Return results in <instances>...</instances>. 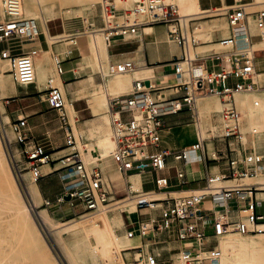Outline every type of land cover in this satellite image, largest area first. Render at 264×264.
I'll list each match as a JSON object with an SVG mask.
<instances>
[{
    "label": "built area",
    "instance_id": "obj_1",
    "mask_svg": "<svg viewBox=\"0 0 264 264\" xmlns=\"http://www.w3.org/2000/svg\"><path fill=\"white\" fill-rule=\"evenodd\" d=\"M131 2L130 7L118 8L114 0H100L102 26L82 18L79 25L63 30L52 40L77 45L81 34L100 32L109 43L113 37L136 33L139 28L164 24L168 39L181 47V55L173 62L175 82L160 86L150 80L146 84L145 78H134L128 92L107 94L108 153L125 179L122 194L117 196L118 191L100 166H86L78 144L81 136L73 130L65 94L57 86L45 88V101L56 111L61 127H68L59 149H49L32 138L26 115L9 117L6 113L5 119L3 111H0V139L19 181L23 169L28 170L35 182L43 177L44 166L51 167L50 172L60 171L63 193L56 198L58 204L68 203L87 218L112 206L124 205L119 212L131 214L125 204L134 205L140 217L125 227L124 235L128 239L137 237V241L121 250L124 264H216L220 257V236L264 232V213L254 210L255 193L262 188L241 181L264 172V153L249 151L241 156L231 155L245 143L242 113L234 95L256 89L252 79L255 50L248 31V16L253 14L255 26L264 32V8L250 12L247 10L250 2L245 0L206 8L209 13L224 15L231 30L228 36L219 39V44L227 49L208 56L219 66L214 69L206 66L197 52L191 54V48L198 43L191 30L195 15H185L179 5L164 0ZM3 5L8 19L0 21V57L8 61L16 85L34 84L33 58L39 50L36 46L24 50L23 40L38 38L41 33L38 22L19 16V0H3ZM53 58L58 74H62V58L58 55ZM134 69V60L127 58L109 63L99 75L105 82L111 75ZM231 78L233 83L229 81ZM209 94L223 102L218 111L219 132L204 135L199 129L196 141L187 146L160 147L165 111L175 113L185 107L197 123V100ZM4 98L7 104L12 97ZM207 140H214L211 150ZM191 151L199 152L205 161L204 184L191 190H175L167 176L157 174L168 168V156L186 163ZM220 161L225 165L213 172L211 162ZM56 164H59L57 168ZM132 173L148 178L154 188H132L128 180ZM176 176L179 185L186 183L182 170H176ZM43 203L51 205L47 198ZM232 203L238 204L234 210ZM141 210L144 212L140 213Z\"/></svg>",
    "mask_w": 264,
    "mask_h": 264
},
{
    "label": "crops",
    "instance_id": "obj_2",
    "mask_svg": "<svg viewBox=\"0 0 264 264\" xmlns=\"http://www.w3.org/2000/svg\"><path fill=\"white\" fill-rule=\"evenodd\" d=\"M245 1L250 2L248 8L257 7L254 10H249L250 12L264 8V0ZM180 2L184 3L185 0H180ZM196 2L198 8L190 6L185 8L186 12L182 13L199 15V17L202 18L208 13V9L206 8L217 6L220 4L231 3L227 2V0H218V2L216 3L209 2L208 4H203L201 0H196ZM58 17L59 16H56L55 18L46 21L47 33L51 36H56L63 30H68L71 28L70 26H67L65 24L63 19H60V22H55V19ZM95 21L96 25L102 26L103 22H100L98 19H96ZM213 21H217L220 26H213ZM50 22H54L55 24L57 23L56 25H59L60 29L56 32H51L49 25ZM200 22L204 25L205 32L203 34H209L210 36L212 35V37L208 40L200 41L198 43L200 44V47L203 48L202 53L194 50L197 46L193 47V51L197 52L198 55L203 58V62L206 66H212L214 67V69H218L219 66L210 58H208V56L213 52H222L227 49L225 46L219 44V39L228 36L231 30L228 24L227 30L224 22L222 21V17L210 20L204 19ZM38 26L41 30V33L38 38L33 39L37 40V42H35V44L32 46H36L39 51L38 54L34 56V61L39 68L40 66L42 67L41 69L52 65V74H48L44 79L37 78V80L35 79L34 84L28 86L16 85L13 81L15 87L17 88V92L11 96H7L12 97L6 104L7 114L9 117L26 115L32 138L42 142L49 149H59L64 144V134L65 131H67L68 127L65 126L62 128L57 117L55 119H48V115H46L45 113H41V108L28 109V107L32 105V99H34V97L30 96L34 93L29 92L30 87L34 88L36 92H40L45 91V88L53 83L59 86L65 94L66 102L71 104L72 112L75 113L74 117L76 119L72 123L73 127L75 129H80L85 136H88L90 138L88 142L82 143L81 145L83 158L85 160L96 159V163L101 166L106 178L111 181L112 185H114L115 183L114 189L117 191V189L115 188V186L117 185L122 194L125 188V179L121 177L122 175L118 172V170L115 169L114 163L109 157V153L108 155H102L100 153L102 149L99 147L100 145L98 142L105 133L103 131L108 130L110 132L107 124L108 114H104L107 94H114L112 92L123 93L128 90V88L132 85V80L134 78H137L136 72L140 73V71L142 72L145 68L152 69L151 72L153 73V75H155V78H153V80L151 77L143 78H145L147 81L150 80L151 83L152 81H154L153 84L155 85L163 86L171 82H175L176 76L173 72V62L181 55V47L175 41L168 39L167 26L164 24L145 26L139 28L136 33L126 36L113 37L109 42L110 45H107L108 54L106 55V58L108 60V64L127 58H130L135 62V69L128 74V85L126 86V88H121L115 83V75L109 76L105 82L102 81L100 77L99 78L101 81H97L95 79V74H99V67L100 69H103L100 58L96 59V61L98 62L97 70L93 71L92 67L95 64V60L87 50H84V48L80 46L78 41L77 45H68L63 41L48 42V38L45 31L43 30V27H41L39 23ZM248 31L251 35L250 40L252 47L255 50L254 74L252 79L255 82L256 89L252 90L251 92L244 91L237 93L234 95V98L235 104L237 101L239 105L245 107L246 109L244 111L245 118L243 117V125L245 127L250 126L254 130L256 128L257 132L249 129L246 130L244 133L245 143L242 146L238 147L236 152H232V156H241L244 152H249L254 147H257L259 149L257 152L264 153V32H261L255 26L253 14H250L248 16ZM216 45H221L223 46V48L220 50H216ZM48 48H50L48 56L43 57L41 55V51L48 50ZM65 51L67 52L66 54ZM52 54L53 57L58 55L62 58V66L63 63L68 64L66 67H63L64 72L62 74H58L55 70L54 58H52ZM38 58L42 59V61ZM80 66L85 71L82 74L79 73ZM163 73L166 74V78H159L158 74ZM84 75L87 76L83 77ZM229 81L233 83L234 79L231 78ZM45 82H47L48 85L43 84ZM110 89L112 92H110ZM255 98L258 99L257 103H254V100H256ZM219 100L220 105L223 104L220 97ZM13 103H15L14 107L10 108L11 104ZM95 104L102 105L97 107ZM252 104H263L262 110L260 114H258L259 117L257 120L252 117V114L256 113L255 107L252 106ZM67 109L68 108L66 107V110ZM53 111L56 114V111ZM206 120H208V118ZM194 123L196 122L194 120L193 113L185 107L175 113L166 110L164 114V124L160 131V147L175 149L182 146H187L195 142L196 138L187 132V128ZM53 125L57 126L52 128ZM258 127L260 129H258ZM82 133H80V136L83 139ZM209 141H211L213 145L214 140ZM206 143L209 148L208 140ZM220 144L222 145L223 143L220 141ZM166 160L168 168L161 172H158L157 175L167 176L169 179V183L173 189L182 191L191 190L198 188L199 186L204 184L205 161L199 152L191 151L186 163L175 160L172 156H168ZM224 165V161H220L217 164L215 162H211V170L213 172H216L220 169V167H223ZM176 170H182L184 172V179L186 180L185 184H178ZM133 176H137L139 186L138 189L141 188L143 190H149L154 188V183L152 181L147 180L148 178L144 177L143 175H138L135 173H132L128 178L131 184ZM145 182L152 183L153 187L148 189L144 188ZM255 182L259 183L260 181ZM260 183H262V185L264 184V182ZM262 185H259L258 188L262 189L255 193V199L253 197L255 201L254 210L256 213H264V185ZM37 187L40 197L42 196L44 197V199L47 198L51 201V205H49L48 207L58 205V203L56 202V198L63 193V190H61L60 192L58 191L55 194L48 195L44 188L39 187L38 185ZM237 205L238 204L236 203H232L233 210L237 208ZM142 212H144V210L140 211V213ZM120 214L123 218V225L118 230L121 233H124L125 227L128 224L137 221L140 217L139 212H136V214L134 212L130 214V219L127 220L125 217V213L120 212ZM133 215L135 217H132Z\"/></svg>",
    "mask_w": 264,
    "mask_h": 264
},
{
    "label": "bare ground",
    "instance_id": "obj_3",
    "mask_svg": "<svg viewBox=\"0 0 264 264\" xmlns=\"http://www.w3.org/2000/svg\"><path fill=\"white\" fill-rule=\"evenodd\" d=\"M130 1L131 0H127L126 2H123L121 0H114V4L118 8L127 7L131 5ZM1 4L3 5V0L1 1ZM56 5L59 6L58 8H60V6L75 7V9L70 11L71 13H69V15L81 14L85 17L89 15L94 17V11H93L94 8H93L92 0H19V16L23 19H28V20L40 17L42 21L43 30L45 31L48 40H51L54 39L56 36H51L47 33L46 21L55 18L56 14L59 13V11L58 12H55L54 10L52 11L53 7H55ZM190 6L191 7L194 6L195 8H198L196 0H185V2L183 3V8L185 9ZM3 12H4L3 13L4 17L2 20L8 19V16L4 9V5H3ZM207 12H209V10H207ZM185 15H193V14H185ZM77 41L79 42L80 46L84 48V50H87L90 53V55L93 56L94 59H98L99 56L101 55L106 56L108 54L107 45H110V43H107L104 40L103 35L100 32H97L95 34L83 33L78 37ZM49 52H50V48H48V50H42L41 55L43 57H46L48 56ZM40 60L42 61V59ZM2 61L6 62V68L8 67L7 71L9 72L8 61L0 57V62ZM33 67H34V83H35V79L36 80L37 78L44 79L45 76H47L48 74H52V69H53L52 65L41 69L42 67L41 66L40 68L38 67V65L34 61V58H33ZM100 70L101 69L99 67V71ZM151 70L152 69L150 68H145L142 72L140 71V73L136 72V76L137 78L151 77L153 80V78H155V75H153ZM9 73H5V66L4 64L1 63L0 64V98L11 96L17 92V88L15 87L14 83L10 80L11 75ZM128 74L129 72L114 74L116 75L114 77L115 83L121 88L122 87L126 88V86L129 83ZM158 77L164 79L166 78V74L165 73L158 74ZM153 83L154 81H152V84ZM22 86H28V85H22ZM118 94H123V93H118ZM255 99L256 100H254L255 101L254 103H257L258 99L257 98ZM198 100H200V105L204 107V110L208 114H210L212 111L216 112L220 108V105L218 104V100L213 95L212 96L205 95L199 98ZM95 105L98 107L102 104H95ZM105 105L107 108V98ZM0 106H1L0 110H3V106L1 104ZM65 106L70 110L71 113H73L71 109L72 106L71 104L66 102V98H65ZM252 106L255 107V112H256L252 114V117L255 120H257L259 117L258 114H260L263 104H252ZM4 118H7V116H5ZM203 127L204 125L202 126L201 122L198 121L197 123L190 125L187 128V132L193 135L195 138H197L198 130L201 129L202 131ZM259 127L258 129H260ZM103 132H105L103 137L98 141L100 145L99 147L102 149V150L100 149L101 150L100 153L102 155L105 154L108 155V149L110 146V137H109L110 132H108V130H105ZM15 155L16 158H18L17 153H15ZM109 157L111 158L110 155ZM84 161L87 167H91L95 165L99 166V164L96 163L97 162L96 159L95 160L84 159ZM113 163L114 165H116L114 161ZM8 165L5 162L2 152L0 150V171L8 172L9 170L12 176V171L11 169H9L11 167H8ZM116 167L117 166H115V168ZM246 178L251 179V177H246ZM20 180L23 185L27 198H25L24 193L20 190V188H18L19 186L14 179L13 182L11 180V182L9 181V183L6 184L3 181V178L0 176V232L6 231L7 234L9 230L8 232L9 235L7 234L8 237L6 236L5 238H3L4 236L2 238L0 237V264H61L57 256L58 253L56 254L55 252L56 250H54V248L48 241L46 242V239L44 238L43 235L45 232L49 236V238L50 236L54 237L53 235L55 234V232H57L55 231V229L59 227L53 226L51 222V218L46 212L45 208L42 209L38 208L41 197L38 191L37 184L33 181L32 183H27L24 179V176H22V174L20 175ZM244 183L255 184L257 187H259V185H262V183L260 182L259 183L244 182ZM131 186L134 189H138L139 186H138L137 176H133ZM26 199L29 200L31 207ZM125 205L129 206V210L132 213L135 212V207L131 202H128ZM122 207H124V205ZM88 220L94 221L92 222L94 223V225L89 228L85 227L86 233L83 237H80L76 241H74L72 243L73 244L72 247L69 246L65 247L62 245L60 246L61 251L63 253L61 251L59 253H61V255L64 254L63 257L66 263L67 264H116V262L118 261V264H121L120 251L122 250V248L137 241V237L133 239H128L125 237L124 233L120 234L118 232V227L120 225H123L122 215L113 213V215L110 216L104 213V214L96 215L94 217L80 219L79 222H76L75 224L86 221L88 222ZM83 226H85L84 223ZM262 233L264 232H260V234ZM238 234L239 233H237V235L227 234L219 238L218 247L220 249V257L217 260L216 264H264V245L258 247L254 245L256 242L254 238L245 237V235L242 234L238 235ZM51 240L53 241V242L51 241L53 245H55V247L57 248L54 242L55 239L52 238ZM86 255H88L89 258H87Z\"/></svg>",
    "mask_w": 264,
    "mask_h": 264
},
{
    "label": "rangeland",
    "instance_id": "obj_4",
    "mask_svg": "<svg viewBox=\"0 0 264 264\" xmlns=\"http://www.w3.org/2000/svg\"><path fill=\"white\" fill-rule=\"evenodd\" d=\"M1 1L2 0H0V21H3L2 19L4 17V14H3L4 12H3V5L1 4ZM164 1L165 2H169V3L177 4V5H179L181 12H186V10L183 8V3H181L180 0H164ZM201 1H202L203 4H208L209 2H214V3L218 2V0H201ZM231 1L232 0H227V2H231ZM92 2H93V8H94L93 9V11H94V17H92L91 15L85 17V16H83L81 14L69 15V13H71L70 11H72L73 9H75V7H72V6H60V8H58L59 6L56 5L52 9V11L54 10L55 12H58L59 11V13H57L58 15L56 14V16H59V17L55 19V22H60V19H63L64 22H65V24L67 26L73 27L75 25H79L81 23L82 18H84L87 22L93 23L95 26L100 27L99 25H96V21H95L96 19H98L100 22H103V16H102L101 8H100V0H92ZM130 4H131V1H130ZM130 6L131 5H129L128 7H130ZM54 8H56V9H54ZM66 8H68V9H66ZM256 8L257 7H250V8H248V10H254ZM195 16H196V18L193 21V24L191 26V30H192V35L198 40V43L200 41L208 40L209 38L212 37V35L210 36L209 34H203L205 32V29H204V25L201 24V22H200L201 20H204V19L210 20V19H215V18L222 17V21L224 22V24H225V26L227 28L226 18H225L224 15H222L220 13L214 14L213 12H210V13L208 12L207 15L206 16H203L202 18H200L199 15H195ZM33 19L35 21H37L40 24V26L42 27V21H41V18L40 17L33 18ZM56 24L54 22H50L49 25H50V31L51 32H56V31H58L60 29L59 25H56ZM213 24H214L213 26H215V25L216 26H220L217 23V21H213ZM197 26H199V27H197ZM227 30H228V28H227ZM227 33H228V31H227ZM52 40H54V39L48 40V42H52ZM35 42H37V40H31V39H25V40H23L24 50H28L32 45L35 44ZM198 43H196L195 46H197V47L194 50H196L197 52L202 53L203 48H201L200 47V44H198ZM222 48H223V46H221V45H216L215 46V49L216 50H220ZM192 53H193V49L191 48V54ZM52 58H53V54H52ZM99 58H100V62L102 63L103 70H106L107 65H108V60H107L106 56L105 55H101V56H99ZM94 60H96V59H94ZM95 62H97V61H95ZM1 63L4 64V66H5V73H9L7 71L8 70V67L6 68V62L5 61H2V62H0V64ZM67 65H68L67 63H63V67H66ZM92 68H93L92 69L93 71H96L97 68H98V62L95 63ZM84 72L85 71L80 66L79 73L82 74ZM86 76L87 75H84L83 77H86ZM99 77H100L99 74L96 73L95 74V79L97 81H101ZM10 80L13 82L11 76H10ZM43 84L48 85L47 82H45ZM51 85L57 86L54 83L51 84ZM57 87H59V86H57ZM130 88H131V86L125 92H128L130 90ZM29 92H31V93L34 92L33 94L30 95V96L34 97V99H32V105L29 106L28 109L29 108H41V110H42L41 113H45L46 115H48V119H52V118L55 119L57 117V114H55V112L52 109H50V108L47 107V102L45 101V99H42V98H45V91L36 92L34 88L30 87V91ZM110 92H112L111 89H110ZM125 92H123V93H125ZM112 93L118 94V93H115V92H112ZM209 96H212V95L209 94ZM213 96L218 100V104L220 105L219 97L216 96V95H213ZM4 101H5V98L4 97L3 98H0V104L3 106V110H0V111L1 112L2 111L4 112L3 115L5 117L6 116V113H7V110H6V104H4ZM14 104L15 103L11 104L10 108H13L14 107ZM197 104H198V109H199V113H200L199 121L201 122V125L202 126L204 125V127L202 128L203 134L204 135H212V134L218 133L219 132L218 126H217L218 125V121H219L218 112H215L214 113L212 111L210 114H208L204 110V107L200 105V100H198V103ZM236 106L240 110V112L242 113L241 131L243 133H245V131L249 129V130H252L254 132H257V130L252 129L250 126L245 127L243 125V117L245 118L244 111L246 109H245V107L239 105V103L237 101H236ZM220 108H221V105H220ZM0 109H1V106H0ZM106 109L107 108L105 107L104 114H106ZM68 114H69L70 122H71V125H72L73 121H75V119H76L74 117L75 113H70L69 110H68ZM207 118H208V120H206ZM5 119H7V118H5ZM55 122H56V120H55ZM107 124H108V129L110 130V128H109V121L107 122ZM56 126L53 125L52 128L53 127H56ZM72 127H73V125H72ZM73 130H74V132L77 135L80 134V133H82V131L80 129H78V128L75 129L73 127ZM89 139L90 138L88 136H85L83 134V139L81 137V140L78 141V144L80 146V149H81L82 143L88 142ZM208 145H209V149L211 150V148H212V142L209 141V140H208ZM149 149L152 150L153 148L150 147ZM0 150L2 152V155L4 157L5 162L7 163V165L9 164L8 167H11V165H10V163L8 161V158L6 156V153H5L3 144L1 142V139H0ZM258 150L259 149L257 147H254V148L251 149V151H254V152H257ZM58 166H59V164H56L54 167L57 168ZM115 166L116 165H114V167ZM21 167L23 168L24 165L22 164ZM9 169H11L12 176L13 177L11 176V173L9 172V170H8V172L7 171H3V172L0 171V176L3 178V181L7 184V183H9V181L11 182V180L13 182V179H14L16 181V183L18 184V186H19V187L18 186L17 187L20 188V190L24 193L25 198H27L21 181H19L17 179L16 174L14 173L12 167L9 168ZM115 169L117 170V167ZM42 170H43V174L44 175L37 182L33 181V179L31 178V175H30V173L28 172L27 169H23L21 171V174H22V176H24V179H25V181L27 183H32V181L35 182L39 187L44 188L45 191H46V193L48 195L55 194L58 191L60 192L62 190V186H63V182L59 178L60 171H52V172H50L51 171V167H49V166H44ZM241 181L242 182H255V181L264 182V172L259 173L255 177H251V179L244 178ZM114 185H115V183H114ZM151 187H153V184L152 183H150V182H145L144 183V188L148 189V188H151ZM115 188L118 191L117 196H119L121 194V191H120V189H119V187L117 185L115 186ZM43 199H44V197L41 196V199H40V203L38 205V208L39 209L45 208L46 209V212L48 213V215L51 218V222H52L53 226L59 227V228H56L55 229V231H57L58 233L54 231L55 234L54 235L52 234L54 237H51L50 236V238H49V236L44 232V234H43L44 235V238L46 239V242L48 241L52 245V247L54 248V250H56L55 251L56 254L58 253L57 256H58L61 264H63V263L64 264H67L66 261H65V259H64V257H63L64 254L61 255V253H59L61 251V247L60 246L62 245V246H65V247H68V246L69 247H72V245H73L72 243L74 241H76L78 238L83 237L85 235V233H86V228H89V227L93 226L94 223H92V222H94V221L88 220V222L86 221V222H80V223L75 224L76 222H79L80 219H86L87 218L86 216H83L82 212H79L78 208L72 207L68 203H65V202L60 203L57 206L48 207V206H46L43 203ZM26 200H27L28 204L30 205L29 200L28 199H26ZM30 207H31V205H30ZM120 208H122V206H120ZM32 212H33V210H32ZM104 213L105 214H108L110 216H112L113 213L114 214H120L119 207L112 206V207H110V209H108L106 211H99V212H97L96 214H94L91 217H94V216L99 215V214H104ZM125 217H126L127 220H129L130 219V214H125ZM132 217H135V216L133 215ZM89 221H90V223H89ZM83 223H84L85 226H83ZM121 227H122V225H120L118 227V229L121 228ZM1 232H0V237L1 238L3 236H4L3 238H5V236L8 237L9 230L7 232L8 235L6 234V231H3L2 233ZM118 232H119V230H118ZM119 233L122 234L121 232H119ZM230 234H236L237 235V233H230ZM242 235H245V237L254 238L256 240V242H255L254 245H256L258 247L264 245V233H262V234H260V233H251V234H242ZM52 238L55 239L54 242H55L57 248L55 247V245H53V243H52L53 241L51 240ZM219 238H218V240H219ZM133 243H135V242H133ZM121 255L122 254H121V251H120V262H121V264H124V261H123ZM86 257L89 258L88 255H86ZM116 264H118V261L116 262Z\"/></svg>",
    "mask_w": 264,
    "mask_h": 264
},
{
    "label": "water",
    "instance_id": "obj_5",
    "mask_svg": "<svg viewBox=\"0 0 264 264\" xmlns=\"http://www.w3.org/2000/svg\"><path fill=\"white\" fill-rule=\"evenodd\" d=\"M146 84H148V81H146ZM68 197H69V195L66 196V198H68Z\"/></svg>",
    "mask_w": 264,
    "mask_h": 264
}]
</instances>
